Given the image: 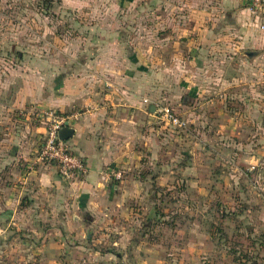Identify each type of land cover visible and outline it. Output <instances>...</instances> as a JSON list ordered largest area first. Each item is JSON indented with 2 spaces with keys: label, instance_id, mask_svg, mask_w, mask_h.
Masks as SVG:
<instances>
[{
  "label": "rangeland",
  "instance_id": "1",
  "mask_svg": "<svg viewBox=\"0 0 264 264\" xmlns=\"http://www.w3.org/2000/svg\"><path fill=\"white\" fill-rule=\"evenodd\" d=\"M167 15L158 0H0V264H264L263 50L197 45L202 64H190L189 32L175 39ZM129 69L148 78L150 111L137 157L110 178L111 205L65 230L58 218L35 225L34 209L6 216L24 192L13 164L34 151L48 163L47 120L31 151L14 145L41 113L16 100L63 77L109 88Z\"/></svg>",
  "mask_w": 264,
  "mask_h": 264
},
{
  "label": "crops",
  "instance_id": "2",
  "mask_svg": "<svg viewBox=\"0 0 264 264\" xmlns=\"http://www.w3.org/2000/svg\"><path fill=\"white\" fill-rule=\"evenodd\" d=\"M158 4L167 11L172 9V17L167 15V21L170 20L174 26L175 39L178 29L183 33L189 32L188 37L185 35L180 40L188 43L190 64L194 61L202 64L197 56V45L204 46L205 53L210 55L216 52L235 55L236 50L241 51L249 45L260 48L264 54V33L259 28L260 19L249 9V0H158ZM185 25H188L187 29ZM162 35L164 47L169 36ZM196 40L201 43L195 44ZM173 47L174 50L179 49L181 44L175 42ZM175 57L178 62L174 66L181 68L182 54ZM140 66L137 69H141ZM101 69L99 62L97 70ZM101 82L100 78L86 83L78 78L63 77L59 87L51 80L43 96L34 86L16 100L14 108L21 110L32 104L34 112L37 109L41 111L34 114L35 122L27 133H15L14 145L17 144L24 152L31 151L33 144L38 143L39 135L45 132V116H42L45 111L79 113L73 124L75 134L68 143L72 152L84 160L88 172L77 182H67L55 164L38 162L35 151L32 157L25 155L26 163L20 159L13 164V174H19L23 180L22 189L27 193L20 195L17 203L12 204L13 209L6 211V216L15 219L19 214L25 215L34 209L35 225H40V222L53 224L58 218L65 230L71 221L77 227L83 225L78 221L80 214L99 210L105 202L111 205L113 192L109 190L111 177L108 174L118 168L129 169V164L137 157L135 143L146 135L143 128L150 111L149 86L146 75L133 69L116 80L108 78L104 81L109 88L103 87ZM27 143H32L31 147ZM24 166L27 167L24 169ZM20 222L18 220L16 225ZM33 230L37 231L36 227Z\"/></svg>",
  "mask_w": 264,
  "mask_h": 264
},
{
  "label": "built area",
  "instance_id": "3",
  "mask_svg": "<svg viewBox=\"0 0 264 264\" xmlns=\"http://www.w3.org/2000/svg\"><path fill=\"white\" fill-rule=\"evenodd\" d=\"M249 9L260 19L259 28L264 33V0H249ZM158 112L162 114L163 119L178 122L168 108H160ZM45 115L47 135L40 147L39 159L55 164L60 176L67 182H77L88 172L86 163L72 152L68 141L60 139L59 131L66 125L73 127L74 122L79 118V113L56 115L55 112L48 111ZM108 176L116 180L121 177L116 171H111Z\"/></svg>",
  "mask_w": 264,
  "mask_h": 264
},
{
  "label": "water",
  "instance_id": "4",
  "mask_svg": "<svg viewBox=\"0 0 264 264\" xmlns=\"http://www.w3.org/2000/svg\"><path fill=\"white\" fill-rule=\"evenodd\" d=\"M151 110L153 111V107L151 108ZM74 134H75L74 128L68 125H66L59 131V137L63 141H68L74 136Z\"/></svg>",
  "mask_w": 264,
  "mask_h": 264
},
{
  "label": "trees",
  "instance_id": "5",
  "mask_svg": "<svg viewBox=\"0 0 264 264\" xmlns=\"http://www.w3.org/2000/svg\"><path fill=\"white\" fill-rule=\"evenodd\" d=\"M53 3L51 2V4L50 5H52ZM56 113V115H60L61 113L60 112H58V111H56L55 112ZM111 179H112V176H111ZM117 180H119V179H117ZM116 181V180H115ZM117 182V181H116ZM157 212L160 214V215H162L163 213H162V211H161V209H158L157 210ZM163 216V215H162Z\"/></svg>",
  "mask_w": 264,
  "mask_h": 264
}]
</instances>
